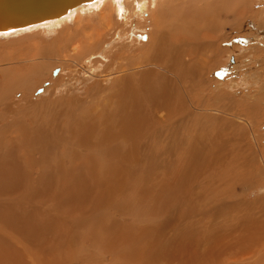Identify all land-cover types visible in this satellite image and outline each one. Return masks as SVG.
Instances as JSON below:
<instances>
[{
    "label": "bare ground",
    "instance_id": "obj_1",
    "mask_svg": "<svg viewBox=\"0 0 264 264\" xmlns=\"http://www.w3.org/2000/svg\"><path fill=\"white\" fill-rule=\"evenodd\" d=\"M102 2L110 17L111 0H87L0 35L66 23L73 13L77 20ZM246 2L131 0L135 13L152 9L150 39L139 53L109 57L130 75L114 79L102 100L93 88L76 96L79 80L58 77L45 100L32 102L29 91L7 102L15 85L31 90L45 77L43 52L60 56L64 48L70 58L88 50L79 23L76 34L65 27L51 40L57 45L29 57L37 62L9 70L11 79L0 80V264H264V197L245 199L262 172L243 144L245 127L224 114L193 113L181 94L182 85L192 106L198 95V104L227 111L236 104L205 89L210 69L201 56L220 40L216 18L211 31L198 26L217 6L240 18ZM247 110L250 118L259 109Z\"/></svg>",
    "mask_w": 264,
    "mask_h": 264
},
{
    "label": "rangeland",
    "instance_id": "obj_2",
    "mask_svg": "<svg viewBox=\"0 0 264 264\" xmlns=\"http://www.w3.org/2000/svg\"><path fill=\"white\" fill-rule=\"evenodd\" d=\"M112 2L114 3V0H111L112 10L110 17L107 16L106 13L104 14L105 16L101 15V10H104L103 7L105 5L102 2L101 4H97L94 8L81 10V16H78L77 20H75L77 15L73 13L75 16L72 14L69 18L65 19L67 24L60 20V22L52 23L49 28L45 25L42 26L40 30H24L18 33H13L15 34L14 36L0 35V80L11 79L12 74L8 75L10 73L9 70H14L15 65H29L37 62V59H29V57L35 55L33 53H38L37 50H40L42 46H44L46 50L51 48L50 41L55 36H58L60 31L65 27H69L68 32L76 34L75 27L76 24L79 23L80 31L77 34L81 37L79 41H83L81 42L82 48L84 47L83 50H85L86 47L88 48V50L81 55H73L70 58H65L66 56L64 57L62 55L64 48L61 49L60 56L52 52H43V55L39 60L41 63L49 65V69L43 74L45 77L36 81L35 84H31V90H27L25 87L19 88L16 85L13 88L6 85L9 90L10 88L12 90L11 99H7V102L11 103L14 100L22 101L25 97L24 93L29 91V94L32 95V99H29L32 102H36L35 99H37V97V101L40 99L45 100L47 98H42L41 96L47 94V90H50L53 87L55 83L54 81H56L58 77L66 78V81L70 78H76L79 80L77 86L80 87V92L76 93V96L85 99L87 97V89L93 88L94 96H97L102 100L111 91L113 86L112 81L114 79L130 75L127 71L117 70L115 65L112 66V63L116 64L119 60L109 61V57L115 52L120 51H124L125 54L128 55L140 52L141 46L146 44L150 39V34L153 28L152 9L146 4L144 10H140L138 13L136 11L135 13V5L131 4V0L129 2L128 0H119L118 4L114 3L115 5L113 8ZM118 5H120V7ZM108 9L109 8H106L105 11ZM119 9H123L124 13ZM211 9L213 15L210 14V16H213L211 18L212 20L209 19L208 22L206 20L207 23L204 22L201 26H198L201 30L203 28L202 31L206 33L209 30L211 31V28L214 29L212 26L213 22H211L210 25L208 24L210 23L209 21H213V19L216 18L214 22H219L218 24L214 23L213 25L215 26V29H217L216 34L219 37L220 43H216L211 49L208 48L204 50V53L201 56L202 58L204 57V63L207 64L208 66H206L210 69L207 73L208 75L206 79L209 86L207 84L205 89L213 90L214 93L224 92L227 97L230 96L229 102L232 103V101L235 100L236 104H230L227 111L218 103H210L206 100H200L198 104L197 97H201L198 95L197 97L192 98L195 101L194 106H192L190 100L184 94L182 85L181 94L187 105L191 106L193 113L200 114L203 117H207L206 113H209V115L215 113L224 114L234 119L237 123L241 122L245 127L243 144L246 148L255 152L259 162L260 172H262L261 174L263 175H260L258 181H255L246 190L247 196H245V199H247V201H252L255 198H258V196L264 197V108L261 107H264V38L260 37L259 42H252L248 39L245 27L248 26L249 22L253 23L255 21L254 24H256L258 19L264 20V0H248L247 8L245 9L246 13L240 18L233 16L234 14L232 11V13L228 12L224 10V8L221 10V7L219 8V6ZM216 9H219L218 11L222 12L221 17ZM215 12L216 14H214ZM214 15L217 16L214 17ZM84 22L90 23H85L86 26ZM204 26L206 28H204ZM198 36L201 38V41L207 39L206 37L202 38L200 34H198ZM79 41H75L74 43L80 44ZM205 42H207V40H205ZM51 43L57 45L54 41H51ZM126 43L129 44L130 47L124 49ZM249 44H251V49L245 54L249 55V58L243 57L244 54H242V52ZM46 45L50 46L48 47ZM258 47L262 50L255 49ZM256 50L259 52L257 54L261 55L260 57H258L259 55L257 56ZM253 53H255V59L251 58ZM183 58L184 60L185 58L187 59L186 55H183ZM23 59L27 60V63L22 61ZM18 60L20 62H18ZM81 64L82 68H78L77 66ZM150 67L151 64L148 65V68ZM142 69L143 68H137L136 70L139 71ZM55 71H57V73H55ZM88 72H90V75L86 74ZM205 94L206 92L203 93V95ZM200 95H202V93H200ZM256 104L259 105L256 106ZM248 105L250 108L258 107L259 109L257 110L259 112L256 111L254 116H250V118L248 116L249 110H247L249 107ZM14 108L16 109V107ZM14 112L9 114V116L12 115L10 117L13 118ZM249 120L251 121L249 122ZM207 125H212L210 119Z\"/></svg>",
    "mask_w": 264,
    "mask_h": 264
},
{
    "label": "water",
    "instance_id": "obj_3",
    "mask_svg": "<svg viewBox=\"0 0 264 264\" xmlns=\"http://www.w3.org/2000/svg\"><path fill=\"white\" fill-rule=\"evenodd\" d=\"M87 0H0V31L60 17Z\"/></svg>",
    "mask_w": 264,
    "mask_h": 264
},
{
    "label": "crops",
    "instance_id": "obj_4",
    "mask_svg": "<svg viewBox=\"0 0 264 264\" xmlns=\"http://www.w3.org/2000/svg\"><path fill=\"white\" fill-rule=\"evenodd\" d=\"M262 21V22H261ZM255 22V21H254ZM254 22H249L248 26L245 27V31H247V35H248V39L251 40L252 42H259V38L263 37L264 38V20L258 19V22L256 24H254ZM259 29V30H258ZM257 31V32H256ZM14 32H10L8 34H1L3 36H11V35H15L13 34ZM244 43V42H243ZM251 44L247 45V47L244 48L242 54H244L243 57H247L249 58V55H245L247 51H249ZM257 50H262L259 47L255 48ZM256 50V54L259 53ZM259 54H257L258 56ZM252 59H255V53H253V55H251ZM261 55H259L258 57H260ZM253 63V62H252Z\"/></svg>",
    "mask_w": 264,
    "mask_h": 264
}]
</instances>
